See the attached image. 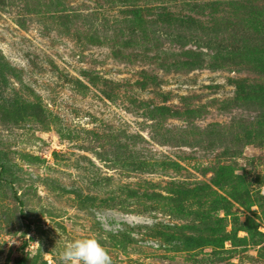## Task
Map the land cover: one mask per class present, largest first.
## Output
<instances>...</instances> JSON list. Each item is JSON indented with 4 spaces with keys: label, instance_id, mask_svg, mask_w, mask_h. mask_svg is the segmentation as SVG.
Returning <instances> with one entry per match:
<instances>
[{
    "label": "rangeland",
    "instance_id": "obj_1",
    "mask_svg": "<svg viewBox=\"0 0 264 264\" xmlns=\"http://www.w3.org/2000/svg\"><path fill=\"white\" fill-rule=\"evenodd\" d=\"M135 4L0 0V264H264V0Z\"/></svg>",
    "mask_w": 264,
    "mask_h": 264
},
{
    "label": "trees",
    "instance_id": "obj_2",
    "mask_svg": "<svg viewBox=\"0 0 264 264\" xmlns=\"http://www.w3.org/2000/svg\"><path fill=\"white\" fill-rule=\"evenodd\" d=\"M138 0H118V2L122 3V5H126L128 7H133V5L135 4V2ZM136 5V4H135ZM141 6H134L133 8H131L132 10H128L129 14H132L130 18L127 19L129 25L131 27H133V29H137L139 30L141 33L145 34L146 33V28L148 25L152 26H168L169 28H173L176 30H181V29H189L188 23L191 22L193 20L192 17L186 16V17H172L170 14H168V12L164 11V8H160L159 12H153L154 17L150 18L149 20H145V18H143L146 13L144 12V10L146 9H140ZM218 19H212L210 20V22H208L207 24V29L209 31H207L208 33H211V35H213V37H215L216 33L218 32H222V29L225 27V24L221 23L220 21H217ZM245 21H247V19H244ZM159 31H162L159 30ZM213 33V34H212ZM175 37H178V35L174 34ZM211 39V38H208ZM199 60H197L196 57H192L189 59H185L182 62H180V65L183 66H187V67H193L198 65ZM260 67H264V64H261ZM25 226L27 227L28 225L25 224ZM14 264H22V258L21 257H16L14 258Z\"/></svg>",
    "mask_w": 264,
    "mask_h": 264
},
{
    "label": "clouds",
    "instance_id": "obj_3",
    "mask_svg": "<svg viewBox=\"0 0 264 264\" xmlns=\"http://www.w3.org/2000/svg\"><path fill=\"white\" fill-rule=\"evenodd\" d=\"M104 239L103 235L93 233L68 242L59 254L60 264H113L109 251L101 243Z\"/></svg>",
    "mask_w": 264,
    "mask_h": 264
}]
</instances>
